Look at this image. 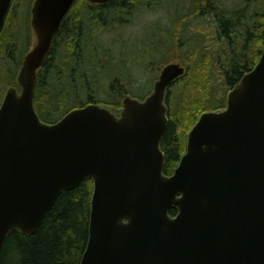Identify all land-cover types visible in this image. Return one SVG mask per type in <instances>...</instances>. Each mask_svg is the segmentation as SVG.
Returning <instances> with one entry per match:
<instances>
[{
	"label": "water",
	"instance_id": "95a60500",
	"mask_svg": "<svg viewBox=\"0 0 264 264\" xmlns=\"http://www.w3.org/2000/svg\"><path fill=\"white\" fill-rule=\"evenodd\" d=\"M76 1H34L21 90L10 88L0 108V253L13 232L35 235L62 194L91 180L81 264H264V49L227 108L201 116L166 176V97L186 72L176 62L145 100L126 97L119 116L91 104L53 125L39 118L38 72ZM13 2L0 0V35Z\"/></svg>",
	"mask_w": 264,
	"mask_h": 264
},
{
	"label": "trees",
	"instance_id": "16d2710c",
	"mask_svg": "<svg viewBox=\"0 0 264 264\" xmlns=\"http://www.w3.org/2000/svg\"><path fill=\"white\" fill-rule=\"evenodd\" d=\"M17 2L14 1L13 7ZM236 3L191 0L187 12L177 15L173 21L169 46L165 44L167 47L162 48V37L160 45L153 50L156 54L167 50V60L162 61V66L176 62L186 70L166 97L169 124L161 142L166 176H172L178 168L186 153L189 133L201 116L225 110L229 93L256 67L262 56L264 0H237ZM86 4L87 0H77L55 37L45 66L39 71L35 109L46 124H56L71 111L90 104L106 106L119 116L123 99L132 94L133 71L127 62L115 57L111 48L99 44L98 37L105 31L129 26L136 16L132 14L151 10L157 3L152 0H111L104 6L88 7ZM12 12L0 35V108L7 90L13 85L18 87L17 76L31 44V37H27L24 49L18 28L17 31L10 28ZM71 18L76 19V25L84 31L82 65H77L76 59L72 61L69 50L73 37L65 28ZM208 19L211 27L207 24ZM204 24L208 27L205 35ZM120 41L117 38L112 43ZM154 44L152 46L156 47ZM50 79L57 83L48 87ZM103 85L109 86L110 101H99L96 97ZM217 87L221 88L222 96ZM83 91L89 92L86 102L72 99ZM93 192L94 183L89 180L62 194L35 235L26 237L13 232L8 237L0 253V264H81L89 240ZM177 215V210H171V218Z\"/></svg>",
	"mask_w": 264,
	"mask_h": 264
},
{
	"label": "rangeland",
	"instance_id": "374dc122",
	"mask_svg": "<svg viewBox=\"0 0 264 264\" xmlns=\"http://www.w3.org/2000/svg\"><path fill=\"white\" fill-rule=\"evenodd\" d=\"M222 1L227 3V5L238 4L236 3L237 0ZM33 2L34 0H18L15 6V9H17L15 12H12L10 16L13 26L18 28L19 33L21 32L22 36L29 35V14ZM152 3H157V5L151 10L146 9L136 15L129 26L121 28L117 27L109 32L105 31L101 33L100 38L98 37L99 44L101 42L106 48H111L115 57L118 58V60L123 59L127 62V66H129V68L133 71L132 78L134 82L137 81L138 85L132 86V94L130 96L137 99L147 96L153 91V87L155 82L158 80L159 73L163 67H165L162 66L161 63L162 61L164 63L165 59L167 60L168 55L167 50L165 49L163 54H156L153 50H156L158 45H160L162 37L164 42L162 48L169 46L168 40L172 36L171 32L173 29V21L176 19L177 15L187 12L190 7L191 0H152ZM19 11L22 13L21 15H19ZM207 22V24H209L210 20L208 19ZM207 24H204V35L208 31ZM159 27L162 33H159L160 30H157ZM209 27H211L210 24ZM30 36L31 32L28 38H30ZM117 38H120L121 41L119 43H112ZM153 42L156 47L152 46ZM22 44L25 45V49L27 47L26 39L22 41ZM165 44H167V46ZM124 55L126 59L124 58ZM3 60L5 61V58ZM156 64L158 67H156ZM159 66L160 69L158 70ZM49 82L50 85H48V87L54 86L57 83L55 79H50ZM12 87H14V85ZM108 89L109 86L106 87L103 85V90L97 92L96 97L99 101L107 102L112 99V96L110 97V93L107 92ZM217 90L219 91V95L222 96V92H220L221 88L217 87ZM87 93L89 92L83 91L78 96L72 97V99L74 100V98H79V102H86L89 97V94ZM72 104L73 103H71V105ZM104 107L106 108V106Z\"/></svg>",
	"mask_w": 264,
	"mask_h": 264
},
{
	"label": "flooded vegetation",
	"instance_id": "af4514ba",
	"mask_svg": "<svg viewBox=\"0 0 264 264\" xmlns=\"http://www.w3.org/2000/svg\"><path fill=\"white\" fill-rule=\"evenodd\" d=\"M35 1V0H34ZM33 5H34V2H33V4H32V7H31V10H30V14H29V22H30V30H29V35H30V32H31V44H30V46H29V49H28V51L26 52V54H25V56L31 51V49H32V47H33V45H34V43H35V36H34V33H33V30H32V26H31V20H32V9H33ZM85 6H88V7H90V6H100V5H91V4H86ZM104 6V5H103ZM17 9V8H16ZM16 9H15V7H13L12 6V9H11V11H13V12H15L16 11ZM73 9V8H72ZM72 9H71V11H72ZM144 10H146V9H144ZM137 13H138V11L137 12H135L134 14H132V15H137ZM22 13L19 11V15H21ZM70 14V13H69ZM83 16V15H82ZM68 17V16H67ZM11 19V18H10ZM66 20V19H65ZM64 20V21H65ZM76 22H77V20L76 19H74V18H71V21H69V24H67V26H66V28H65V30H66V32L69 34H71L72 35V37H73V39H72V42H73V45L72 46H70V49L69 50H71L72 52H71V56H72V61H73V59H76V64L77 65H82L83 64V56H84V50H83V45H84V43H85V38H84V36L82 35V33H84V31H83V29L82 28H78V26L76 25ZM10 26V28H13V29H16V31H17V28H15L14 26H13V24H10L9 25ZM28 28H29V24H28ZM18 33H19V31H17ZM20 35H19V38H20V43L22 42V41H24V39H27V37L29 36V35H27V36H22V34H21V32L19 33ZM27 34H28V31H27ZM90 34V33H89ZM29 39V38H28ZM55 40V39H54ZM29 42V41H28ZM53 45H54V41H53ZM53 45H52V49H51V52H52V50H53ZM51 54V53H50ZM25 56L23 57V60H24V58H25ZM50 56V55H49ZM48 56V57H49ZM48 59V58H47ZM47 62V61H46ZM22 64H23V61H22ZM119 64H122V61H120L119 62ZM21 67H22V65H21ZM21 69V68H20ZM19 72H20V70H19ZM75 72V70H73V73ZM38 74H39V72H38ZM63 81L64 82H66V79H63ZM133 85H138L137 84V81H135L134 83H132ZM131 84V85H132ZM130 85V86H131ZM132 85V86H133ZM227 108V107H226Z\"/></svg>",
	"mask_w": 264,
	"mask_h": 264
}]
</instances>
